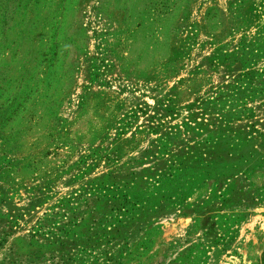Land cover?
Masks as SVG:
<instances>
[{"label":"rangeland","instance_id":"rangeland-1","mask_svg":"<svg viewBox=\"0 0 264 264\" xmlns=\"http://www.w3.org/2000/svg\"><path fill=\"white\" fill-rule=\"evenodd\" d=\"M0 264H264V0H0Z\"/></svg>","mask_w":264,"mask_h":264}]
</instances>
